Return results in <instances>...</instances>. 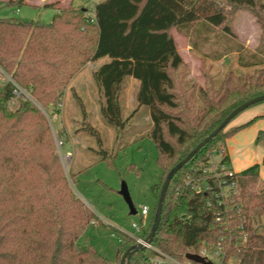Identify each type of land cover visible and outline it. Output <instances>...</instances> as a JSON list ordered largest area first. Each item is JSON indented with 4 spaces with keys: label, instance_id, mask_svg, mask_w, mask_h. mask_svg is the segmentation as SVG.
Listing matches in <instances>:
<instances>
[{
    "label": "trees",
    "instance_id": "trees-1",
    "mask_svg": "<svg viewBox=\"0 0 264 264\" xmlns=\"http://www.w3.org/2000/svg\"><path fill=\"white\" fill-rule=\"evenodd\" d=\"M5 3L27 4L26 0ZM58 5V1L45 4L56 9L48 24L0 19V264H120L127 250L130 255L125 264H151L159 253L185 262L187 254L213 248L222 238L228 245L223 243V258L216 264H264L260 165L235 173L237 194L227 204L230 241L229 232L215 221L226 205L211 198L208 206L204 194L191 191L184 183L191 164L206 161L213 149H225L226 140L249 125L226 128L240 113L172 177L152 249L137 248L124 234L114 263L93 247L78 245L95 215L70 189L48 123L37 109L38 105L47 113L59 111L72 79L88 63L104 60L92 78L100 118L114 130L112 144L104 145L92 114L78 98L81 119L73 133L94 138L97 147L92 152L109 163L123 151L134 114L141 107L148 109L151 128L146 135L156 146L161 176L151 186L155 206L148 228L142 230L141 237L146 239L168 172L234 109L264 95V2L99 0L93 18L83 6ZM241 10L249 11L259 24L260 48L250 50L236 42L232 22ZM172 30L187 37L194 47L199 41L217 45L201 53V61H218L224 68L222 74L211 76L208 70L205 87L187 81L188 71ZM193 49L201 52L205 48ZM128 81L138 82V106L125 117L122 96ZM16 88L29 98L13 109L9 102ZM195 91L204 103L201 107L194 103ZM256 144L264 145V132L257 135ZM225 161H229L227 154ZM69 176L73 179L74 175ZM248 187V195L241 192ZM241 235L245 241L236 242Z\"/></svg>",
    "mask_w": 264,
    "mask_h": 264
},
{
    "label": "rangeland",
    "instance_id": "rangeland-1",
    "mask_svg": "<svg viewBox=\"0 0 264 264\" xmlns=\"http://www.w3.org/2000/svg\"><path fill=\"white\" fill-rule=\"evenodd\" d=\"M5 1L0 0V19L48 24L56 9L46 7L45 4L57 1L62 4L72 2L74 6L80 5L91 9L99 0H26V5L6 4ZM261 1L264 2V0ZM254 20L255 18L249 11L241 10L232 22L236 42L239 43L238 39L242 43L247 41V46H251L250 50L260 48L263 44L259 24ZM251 22L255 26L257 24L255 32L251 30ZM171 34L177 51L186 65L187 81L194 82L196 87H205V73L208 70L211 76L222 74L224 68L218 66L216 63L218 61H212V64L206 63V61L207 65L201 61V53L210 52L212 48H218L217 45L203 44L199 41V45L194 47L187 37L177 31L172 30ZM202 37L204 38V36ZM230 47L235 48L236 46ZM193 48H205L206 50L200 52ZM101 63L102 60L94 62L93 65L84 68L72 79L64 93L63 104L58 106L59 111L53 110V112L47 113L38 105L37 109L48 123L56 154L70 189L95 215L78 239V245L93 247L109 261L115 263L117 248L124 241V234L135 232L133 224L138 226L143 224V229H147L151 222L155 206L151 186L160 178L161 170L157 164L156 146L146 135V132L151 128V120L146 107H141L134 114L125 137L124 149L112 163L100 161L99 157L92 152V149L97 147L94 138L85 134L75 135L73 133L77 128V122L81 119L78 98L84 103L86 110L92 114L93 124L101 133L104 145L109 147L114 139V130L105 125L100 118L96 87L92 78V72ZM2 78L3 75L0 71V81ZM137 88V81H128L125 94L122 96V113L125 117L132 114L138 106L135 99ZM194 94L196 106H203L204 103L198 92L195 91ZM24 99L28 98H13L9 105L15 109L19 105V101ZM232 121L226 128H229ZM69 174L74 175L73 179ZM238 180L240 183L242 179ZM122 183L128 189L136 210L135 215L129 213L127 205L118 194ZM241 192L248 195L250 187L242 189ZM142 206L149 208V214L144 220L140 218ZM230 263L232 261L228 262V264Z\"/></svg>",
    "mask_w": 264,
    "mask_h": 264
},
{
    "label": "built area",
    "instance_id": "built-area-1",
    "mask_svg": "<svg viewBox=\"0 0 264 264\" xmlns=\"http://www.w3.org/2000/svg\"><path fill=\"white\" fill-rule=\"evenodd\" d=\"M85 8V7H84ZM87 16L93 18L94 16V6L91 9L85 8ZM14 98H29L25 92L21 89L16 88L13 91ZM226 155V150L213 149L206 161H197L191 164L190 170L191 174L185 177V185L191 191L204 194L207 197V205H211V198H214L220 204L226 205L223 214L217 213L215 221L219 227L225 229L229 232L228 241L232 239L230 233V221L229 214L227 210V204L229 202H234V197L237 194L235 172L229 167L228 162H222V159ZM215 157V159H214ZM149 214V208L147 206H142L140 210V218L144 220ZM133 229L135 232L126 233L136 244H142L144 247L152 249L150 244H146L144 239L141 237L143 224L140 226L133 224ZM225 238V237H224ZM243 243L245 241L244 236H240L236 242ZM223 243L225 244V239H220V242L213 248L202 247L200 251L195 254L203 258L207 262L215 264L218 260L223 258ZM225 245H228L226 243ZM151 264H196L186 260L185 262H178L173 258L159 253Z\"/></svg>",
    "mask_w": 264,
    "mask_h": 264
},
{
    "label": "crops",
    "instance_id": "crops-1",
    "mask_svg": "<svg viewBox=\"0 0 264 264\" xmlns=\"http://www.w3.org/2000/svg\"><path fill=\"white\" fill-rule=\"evenodd\" d=\"M65 4L59 2L58 6ZM250 25L253 31L257 28V24L255 26L253 22ZM238 41L244 48L251 49V46H247V41L245 43H242L239 39ZM91 65H86L84 68ZM247 123L249 125L236 132L225 142L226 154L229 158L228 165L235 173H240L255 164H259L258 179L264 184V165H262L264 161V145L256 144L257 135L260 132H264V103L254 105L241 112L229 127H238Z\"/></svg>",
    "mask_w": 264,
    "mask_h": 264
},
{
    "label": "water",
    "instance_id": "water-1",
    "mask_svg": "<svg viewBox=\"0 0 264 264\" xmlns=\"http://www.w3.org/2000/svg\"><path fill=\"white\" fill-rule=\"evenodd\" d=\"M264 101V95L255 97L245 103H243L242 105H240L239 107H237L236 109H234L220 124L219 126L213 131L211 132L205 139H203L183 160H181L178 164H176L166 175L165 180L162 184L161 187V191H160V195L157 201V206H156V210H155V214H154V218H153V224L151 227V230L147 236L146 239H144V242L146 244H150L151 240L155 234V231L158 227L159 221H160V215H161V210H162V205H163V201L165 198V194L168 188V185L172 179V177L177 173V171L184 166L185 164H187L192 158L193 156L206 144L208 143L218 132H220L235 116H237L239 113L243 112L244 110H246L247 108H249L250 106L257 104L259 102H263ZM118 194L122 197V199L124 200L125 204L128 207L129 213L131 215H135L136 214V210L133 206V203L131 201L128 189L126 187V185L124 183H122L120 190L118 192ZM144 247L142 244H137V248H142ZM130 255V251L127 250L123 256L121 257L120 260V264H125V260L129 257ZM186 260L196 263V264H212L211 262H207L205 261L203 258L194 255V254H187L185 256Z\"/></svg>",
    "mask_w": 264,
    "mask_h": 264
}]
</instances>
